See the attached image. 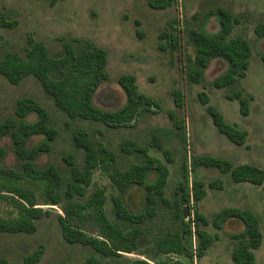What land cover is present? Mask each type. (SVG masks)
I'll return each mask as SVG.
<instances>
[{
  "label": "rangeland",
  "instance_id": "rangeland-1",
  "mask_svg": "<svg viewBox=\"0 0 264 264\" xmlns=\"http://www.w3.org/2000/svg\"><path fill=\"white\" fill-rule=\"evenodd\" d=\"M217 6L238 12L240 24L234 28L231 37L246 38L252 51L246 77L223 89H215L211 85L226 69L223 60L211 62L201 84H188L185 57H193V49L184 40L173 54L169 49L161 50L159 47L166 41L160 39L162 33L173 32L176 22L181 28L201 27L207 11ZM263 10L264 0H181V8L178 4L165 10L152 9L145 0H0V13L5 14L7 22L16 23L13 28L0 27V59L12 53L24 57L29 38L43 44L52 57L61 55L64 42L89 40L97 47L104 48L108 55V80L100 85L93 96L96 107L104 111H117L123 107L126 99L117 79L124 74L133 75L139 92L157 104L152 112L143 113L131 126L109 128L97 122L69 120L54 107L34 77H27L16 86L0 77V122L13 117L18 100H36L47 110L51 125L58 131L51 152L41 155L36 166L43 168L54 164L63 175L67 172L63 156L75 155L77 162L82 163V153L71 144V134L76 128L84 129L94 143L115 153L122 169L136 162L133 157L122 155L120 145L124 141L147 145L156 136L163 150L153 148L149 154L161 160L169 170L165 189V196L169 200H172L174 190L182 180L183 162H189L193 156L209 155L228 160L235 166L250 164L264 170V68L260 61L264 53V38L256 37L253 32L254 27L264 21ZM195 14L196 18L193 19ZM214 26L215 23L208 26L210 34L217 32ZM236 90H242L244 96L251 97L246 117L240 115L237 101L226 99L227 94ZM174 91L182 96L180 107L175 106ZM200 93L209 98V104L219 110L227 123L248 133V148L233 145L216 130L206 107L199 100ZM29 121H34V117H30ZM180 122L181 128L177 129L175 125ZM39 140L34 138L30 146ZM0 147L7 152L4 166L13 167L16 161L9 140L0 142ZM163 151L170 152L172 162L165 160ZM197 176L206 186V196L195 207L209 221L227 207L248 209L255 214L263 240L254 253L256 264H264L263 188L247 183L233 184L228 174H220L212 169H199ZM191 177L193 174L189 173V179ZM215 181L221 182L220 189L209 187ZM97 189L105 191V213L111 222H115L111 198L118 195V191L107 175L98 170L93 173L84 200ZM124 201L132 212L141 210L143 191L138 187L131 188L124 195ZM38 204L49 215L36 222L34 234H0V258H4L8 264H23V258L39 246L44 251L37 264H88L89 258L105 264H132L138 260L149 264H233L230 253L234 242L230 240V235L243 229L241 222L235 219L227 221L220 232L207 227L205 230L211 235L216 234L217 239L200 260L193 258L191 262L184 256L156 254L153 238L177 230L172 210L161 208L149 224L138 251L116 258H104L88 247L67 244L63 240L58 223V217L62 216L61 206L42 205L40 197ZM13 215L14 210L0 199V217Z\"/></svg>",
  "mask_w": 264,
  "mask_h": 264
},
{
  "label": "trees",
  "instance_id": "trees-1",
  "mask_svg": "<svg viewBox=\"0 0 264 264\" xmlns=\"http://www.w3.org/2000/svg\"><path fill=\"white\" fill-rule=\"evenodd\" d=\"M57 1L64 0H52ZM145 1L155 10L177 5V0ZM210 17L217 18V33L206 32L204 22L201 27L182 29L178 28L176 22L173 32L162 33L160 39L166 41L159 47L161 50L169 49L173 54L184 40L193 49V57H185L188 84H201L211 62L223 60L225 71L211 82L213 88L223 89L246 77L252 51L245 38L231 37L234 27L240 23L237 17L223 8L209 11L206 19ZM15 25L14 22H7L5 14L0 13V27L13 28ZM254 34L264 38V22L255 26ZM24 52V57L12 53L0 59V77L13 86L19 85L27 77H34L54 107L71 121L97 122L109 128L128 127L137 122L143 113L152 112V108L157 107L152 98L139 92L136 78L128 74L117 79L126 99L123 107L117 111H104L96 107L93 96L100 85L108 80V55L104 48L97 47L89 40L64 42L61 55L52 57L43 44L29 38ZM260 61L264 68V54ZM198 96L216 130L233 145L248 148V133L227 123L219 110L209 104V98L204 93ZM173 97L175 106L180 107L181 94L174 91ZM226 99L237 101L240 115L248 116L250 96L236 90L227 94ZM30 117H34V121H29ZM175 126L181 128V122ZM57 135L58 131L51 125L47 110L32 98L18 100L13 117L0 122V142L9 140L16 161L13 167H5L7 152L0 147V199L14 210L13 216L0 217V234H34L36 222L49 215L39 207L40 197L42 205L61 206L62 216L58 217V223L67 244L88 247L104 258H116L138 251L149 224L157 217L159 209L164 208L172 210L177 230L153 238L156 254L184 256L191 262L193 258L200 260L217 239L216 234L211 235L205 229L211 226L220 232L227 221L235 219L241 222L243 229L230 235V240L234 242L230 260L233 264H256L254 252L261 247L263 240L258 218L248 209L227 207L216 213L211 221L206 219L195 207L206 196V186L198 178L197 172L199 169L216 170L220 174H228L233 184L247 183L264 190V170L250 164L235 166L228 160L209 155L193 156L189 162H183L182 180L177 184L172 200H169L165 196L169 170L161 160L149 154L153 148L163 150L156 136L147 145L124 141L120 145L122 155L131 156L136 162L122 169L115 153L94 143L84 129L76 128L71 134V144L82 153V163L77 162L75 155L63 156L67 171L63 175L54 164L43 168L36 166L41 155L51 152ZM34 138L41 140L30 146ZM163 156L167 162H172L169 151H163ZM96 170L107 175L118 191V195L111 198L115 222L106 216L103 189H97L84 200ZM189 173L193 174L191 179ZM133 187L143 191V207L136 212L129 210L124 201V195ZM209 187L220 189L221 182H212ZM185 207L189 212L188 220L183 218ZM43 251L44 248L39 246L24 257L22 263L37 264ZM87 263L105 264L94 258H89ZM0 264L8 263L0 258ZM132 264L149 263L138 260Z\"/></svg>",
  "mask_w": 264,
  "mask_h": 264
},
{
  "label": "crops",
  "instance_id": "crops-1",
  "mask_svg": "<svg viewBox=\"0 0 264 264\" xmlns=\"http://www.w3.org/2000/svg\"><path fill=\"white\" fill-rule=\"evenodd\" d=\"M211 1H213V0H211ZM217 3V2H216ZM216 5V4H215ZM218 5H221V4H218ZM247 7V6H246ZM217 8H222V7H220V6H217L216 8H214V9H210L209 11H211V10H215V9H217ZM224 9V8H223ZM226 10V9H225ZM231 10V9H230ZM209 11H207V13L209 12ZM227 11H229V10H227ZM233 16H235V17H237L238 19H239V17H238V15H237V13L238 12H234V11H229ZM263 12H264V10H263ZM206 13V14H207ZM210 19V20H209ZM209 20V21H208ZM216 20H217V18L216 17H210V18H208V19H206V15H205V17H204V20H203V22L204 23H206L204 26H203V29L204 30H206V32H208L207 31V28H208V26H211L212 25V23H215V26H214V29H215V32L217 31L218 32V29H219V26H218V24L216 23ZM239 21H240V19H239ZM261 22H264V21H261ZM261 22H259V23H261ZM258 23V24H259ZM240 24V23H239ZM238 26V25H237ZM236 27V26H235ZM234 27V28H235ZM255 28V27H254ZM234 30V29H233ZM216 32V33H217ZM253 32H254V29H253ZM209 33V32H208ZM210 34V33H209ZM215 34V33H214ZM256 36V35H255ZM236 37V36H235ZM242 37V36H241ZM257 37V36H256ZM244 38V37H243ZM259 38V37H258ZM246 39V38H245ZM247 40V39H246ZM248 41V40H247ZM249 43V42H248ZM249 46H250V44H249ZM264 54V53H263Z\"/></svg>",
  "mask_w": 264,
  "mask_h": 264
},
{
  "label": "water",
  "instance_id": "water-1",
  "mask_svg": "<svg viewBox=\"0 0 264 264\" xmlns=\"http://www.w3.org/2000/svg\"><path fill=\"white\" fill-rule=\"evenodd\" d=\"M188 216H189V212H188V209L185 207V208H184V212H183V218H184L185 220H187Z\"/></svg>",
  "mask_w": 264,
  "mask_h": 264
},
{
  "label": "built area",
  "instance_id": "built-area-1",
  "mask_svg": "<svg viewBox=\"0 0 264 264\" xmlns=\"http://www.w3.org/2000/svg\"><path fill=\"white\" fill-rule=\"evenodd\" d=\"M178 4H179V8H181V0H177V5H178ZM177 5H176V6H177ZM178 25H179L178 28H179V29H182V28L180 27V24H179V23H178Z\"/></svg>",
  "mask_w": 264,
  "mask_h": 264
}]
</instances>
